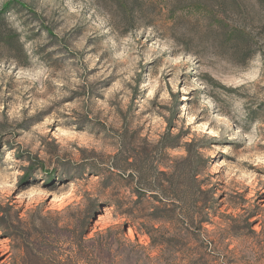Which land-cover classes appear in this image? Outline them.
Wrapping results in <instances>:
<instances>
[{"label": "rangeland", "instance_id": "rangeland-1", "mask_svg": "<svg viewBox=\"0 0 264 264\" xmlns=\"http://www.w3.org/2000/svg\"><path fill=\"white\" fill-rule=\"evenodd\" d=\"M264 264V0H0V264Z\"/></svg>", "mask_w": 264, "mask_h": 264}, {"label": "trees", "instance_id": "trees-1", "mask_svg": "<svg viewBox=\"0 0 264 264\" xmlns=\"http://www.w3.org/2000/svg\"><path fill=\"white\" fill-rule=\"evenodd\" d=\"M1 227L6 231L7 235H9L8 238L11 240L12 236L14 235L13 230L10 228H7L4 224H1ZM11 242L13 244V249H14V260L12 264H24V262L20 258V253L16 249V243L13 242L12 240Z\"/></svg>", "mask_w": 264, "mask_h": 264}]
</instances>
